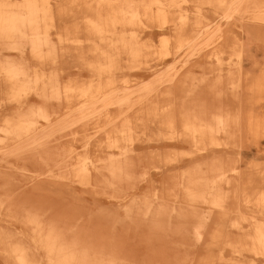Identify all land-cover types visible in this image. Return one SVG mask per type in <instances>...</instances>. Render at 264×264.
<instances>
[{
    "label": "rangeland",
    "instance_id": "rangeland-1",
    "mask_svg": "<svg viewBox=\"0 0 264 264\" xmlns=\"http://www.w3.org/2000/svg\"><path fill=\"white\" fill-rule=\"evenodd\" d=\"M91 1L58 0L64 7L55 9L56 19L47 29L48 42L39 45V53L25 41L14 47L0 43V58L21 60L29 73L35 70L53 77L59 93L52 90L55 87L47 88L43 114L34 115L39 123L51 122L49 140L42 148L48 154L21 149L31 137H40L38 132L28 135L17 130L20 134L15 138L0 129V148L11 147L9 154L0 152V201L20 202L11 212L0 211V229L8 228L11 239L27 242L36 264H48L47 253L34 244L31 225L23 217L35 211L48 216L46 209L51 214L63 213L64 230H60L66 242H102L114 227L127 232L133 245L125 248L128 253L119 254L127 263L154 264L143 259L144 250L151 249L147 254L155 259L170 255V264H264V243L253 236L256 226L264 225V164L242 165L237 156L242 149L264 141V71L260 83H254L258 79L254 75L249 81L233 40L240 37L249 15L264 13V0H248L247 11L230 18H225L224 7L205 0L182 4L191 16L200 8V21L197 25L193 18L187 35L196 30L203 34L176 53L162 52L164 43L174 48L176 29L169 21L162 28L157 21L149 24L147 20L118 27L135 33L142 51L133 61L121 55L118 67L105 70L101 79L85 20L91 14L86 5ZM176 13L174 8L166 12L168 19ZM131 64L136 68H129ZM107 80L113 82L107 86ZM2 81L0 76V98L4 96ZM89 84L96 96L125 87L135 91L124 103L132 107L110 104L100 116H93V109L82 106L85 98L75 92ZM64 86L72 89L67 97ZM38 87L42 89L41 82ZM28 102L27 112L39 105L33 98ZM106 102L104 97L95 100L98 109ZM14 110L0 111V127L3 120L18 114ZM120 111L127 114L118 116ZM112 120L117 126L120 120H131L133 137L158 145L140 150L131 176L118 182L103 170L92 169L94 161L119 152L104 146L105 134L111 130L104 123ZM15 140L20 143L16 148ZM81 158H86L87 171L77 169ZM197 174L203 176L202 181H193ZM41 179H46V188L36 185ZM132 197L140 202L138 209L134 207L138 227L126 215L133 208ZM143 201L154 208L161 203L166 210L148 213L143 219ZM154 216L159 219L152 220ZM147 240L153 243L145 245ZM95 247L87 245L85 254L92 257ZM3 248L0 244V264H15ZM98 252V257L106 253ZM80 260L72 263L92 264L89 259Z\"/></svg>",
    "mask_w": 264,
    "mask_h": 264
},
{
    "label": "bare ground",
    "instance_id": "bare-ground-1",
    "mask_svg": "<svg viewBox=\"0 0 264 264\" xmlns=\"http://www.w3.org/2000/svg\"><path fill=\"white\" fill-rule=\"evenodd\" d=\"M190 1L197 0H92L91 3L87 2V7L91 11L89 16H86L85 20L88 27V41L93 44L91 51L98 55L94 64L95 68H99L97 76L101 79V73L105 70H112L118 67L117 63L121 59V55H126L131 61L137 58V55L142 51V45L137 36L133 32L125 33L118 29L124 25H134L141 23L142 20H147L149 24L157 21L158 27L162 28L168 21L172 23L176 29L174 37V48L170 50L166 43L162 52L169 54L170 52H179L180 50L190 47L192 39L200 37L203 32L196 30L191 35H187L186 28L192 22L197 24L200 21V8L194 16L182 7V4ZM210 5L217 7H224L225 18H230L234 14H241V11H247L245 7L248 4V0H205ZM60 5L58 0H0V43L7 46L14 47V45L27 42L31 46V50L35 53H39L41 48L39 45L46 44L48 42L46 36L48 34V28L56 19V11ZM176 9L177 13L167 17V10ZM244 8V9H243ZM249 22L246 25L241 26L240 37L236 39L239 47V53L244 57L248 56L252 52L263 53L264 51V13L251 14L248 17ZM253 20V21H251ZM144 23V22H143ZM198 25V24H197ZM212 39V38H211ZM133 63V62H132ZM133 65V64H131ZM131 69H135L136 66H129ZM27 64L21 60L14 61L9 58H0V76L3 78L4 96L0 98V111H6L8 109H15L13 113L18 112L17 115L8 117L3 120V124L0 127L7 134H15V138L20 134L17 130L26 132L28 135H32L38 132L40 137H31L29 141H26L21 149L28 152L44 153L48 154L46 150H42L44 144L49 140L51 122L46 120V123H39L38 120H34V115L43 114L44 99L47 88L55 87L52 90L58 93V83L53 77H46L45 73L33 71L29 73L26 71ZM55 81V83H53ZM41 82L42 89L38 87V83ZM113 81L107 80V86ZM253 85L248 83V86ZM39 89V90H38ZM72 89L69 86H64L63 92L67 97L68 91ZM75 90V89H74ZM121 92L120 96L113 94L114 92ZM30 92L34 93L30 96ZM75 92H79V97H83L84 102L82 104L85 109H93V116H100L102 110L108 108L110 104L117 105L119 108L125 106L127 109L132 107V104H124L133 98L135 91H130L128 88H121L113 90V95L103 94L96 96L92 93L91 84L88 87H78ZM59 94V93H58ZM33 98V101L39 103L36 110H30L27 112L26 106L28 101ZM103 97L107 102L102 104L98 109L95 104ZM114 99V100H113ZM94 100V101H93ZM87 101H90L86 104ZM91 112V115H92ZM127 113L120 111L118 116H125ZM108 116L109 114L106 113ZM15 120H10L14 119ZM111 127V130L105 134V147L117 149L118 153H109L103 160L99 159V163L93 162V171H104L111 175L113 182L115 180L121 181L122 179L129 178L133 169L136 168L137 161L139 160L138 152L145 148H153L158 145H153L150 139H141L140 137H133L132 133L134 125L131 120H120V125H116L114 121H108L104 123V126ZM197 129H193V132ZM27 135V136H28ZM47 135V136H46ZM19 139V138H18ZM17 139V140H18ZM16 141V140H15ZM20 144V143H19ZM16 141L15 148L19 145ZM42 151V152H41ZM0 152L3 154L10 153L11 147L2 146ZM4 160V159H3ZM8 162V161H7ZM86 158L78 160L77 169L81 172L87 171L89 168L86 165ZM195 174V173H194ZM40 176V175H39ZM201 175L194 177L195 182L201 180ZM35 179V178H34ZM200 182V181H199ZM46 179H41L36 185L39 189L46 188ZM196 185V183H195ZM34 187V186H33ZM262 200L264 203V193H262ZM130 201L133 203V208L127 211V219H131L134 224L138 222L134 213V207L138 209L140 202L132 197ZM130 202V203H131ZM17 201H0V211L4 208L5 211L11 212L14 210V206ZM143 213V219L149 213L157 215L162 213L165 208L162 209L161 203H157V207H153L151 203L145 201L141 202ZM48 216L41 212H31L24 216V221L29 222L30 231L34 238V244H38L45 249L47 253L48 264H73L72 261L76 259H89L92 264H97L93 261H105L110 264H140V263H127L120 256L121 252L128 253L125 248L133 245L132 238L127 232H117L116 227L112 228L110 232L104 236V241H91V240H72L66 242L64 238L63 225L60 224L63 213L55 212L50 213L49 209H46ZM43 218H41V216ZM132 217H131V216ZM136 219V220H135ZM141 219V220H143ZM158 220V216L152 217V220ZM139 220V219H138ZM42 222V223H41ZM262 226V225H260ZM264 226V225H263ZM256 226L254 239L258 243H264V228ZM151 227V226H150ZM61 229V230H60ZM10 229H0V244L4 246L3 252L12 258L15 264H36L34 260V250L29 248V244L21 239H11ZM89 236V235H88ZM148 246L153 241H145ZM144 242V243H145ZM151 243V244H152ZM87 245H94L92 249V257L85 254ZM99 246L107 247L99 249ZM151 249H145V255L143 259L153 262L154 264H170V255H161L156 259L150 257L147 253ZM153 250V249H152ZM104 251L103 255L98 257L99 252ZM33 252V253H32ZM98 252V253H95ZM103 253V252H101ZM79 256V257H78ZM165 262V263H163ZM149 263V262H148ZM146 264V263H144Z\"/></svg>",
    "mask_w": 264,
    "mask_h": 264
},
{
    "label": "crops",
    "instance_id": "crops-1",
    "mask_svg": "<svg viewBox=\"0 0 264 264\" xmlns=\"http://www.w3.org/2000/svg\"><path fill=\"white\" fill-rule=\"evenodd\" d=\"M242 60L244 61V65H246V69L244 70V72L247 73L248 80L252 81L250 77L254 75L253 77L258 76V79H256L254 83H260L263 76V73H261V71H264L262 70L264 69V51L263 53H259L256 51L252 52L248 56H244ZM238 154L239 155L237 156H239V160L242 162V165H262L264 164V141L262 142L261 146H259V144L251 145L239 151Z\"/></svg>",
    "mask_w": 264,
    "mask_h": 264
}]
</instances>
